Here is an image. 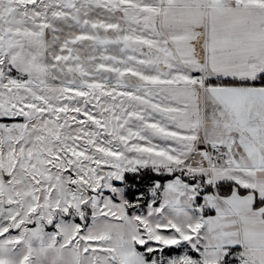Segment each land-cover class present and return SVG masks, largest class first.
Masks as SVG:
<instances>
[{
  "label": "snow or ice",
  "instance_id": "obj_1",
  "mask_svg": "<svg viewBox=\"0 0 264 264\" xmlns=\"http://www.w3.org/2000/svg\"><path fill=\"white\" fill-rule=\"evenodd\" d=\"M0 264H264V0H0Z\"/></svg>",
  "mask_w": 264,
  "mask_h": 264
},
{
  "label": "trees",
  "instance_id": "obj_2",
  "mask_svg": "<svg viewBox=\"0 0 264 264\" xmlns=\"http://www.w3.org/2000/svg\"><path fill=\"white\" fill-rule=\"evenodd\" d=\"M2 122V121H1ZM4 122H8V121H4Z\"/></svg>",
  "mask_w": 264,
  "mask_h": 264
},
{
  "label": "built area",
  "instance_id": "obj_3",
  "mask_svg": "<svg viewBox=\"0 0 264 264\" xmlns=\"http://www.w3.org/2000/svg\"><path fill=\"white\" fill-rule=\"evenodd\" d=\"M4 122V121H3ZM8 122H10V121H8Z\"/></svg>",
  "mask_w": 264,
  "mask_h": 264
},
{
  "label": "crops",
  "instance_id": "obj_4",
  "mask_svg": "<svg viewBox=\"0 0 264 264\" xmlns=\"http://www.w3.org/2000/svg\"><path fill=\"white\" fill-rule=\"evenodd\" d=\"M1 122V121H0Z\"/></svg>",
  "mask_w": 264,
  "mask_h": 264
},
{
  "label": "rangeland",
  "instance_id": "obj_5",
  "mask_svg": "<svg viewBox=\"0 0 264 264\" xmlns=\"http://www.w3.org/2000/svg\"><path fill=\"white\" fill-rule=\"evenodd\" d=\"M3 122V121H2Z\"/></svg>",
  "mask_w": 264,
  "mask_h": 264
}]
</instances>
